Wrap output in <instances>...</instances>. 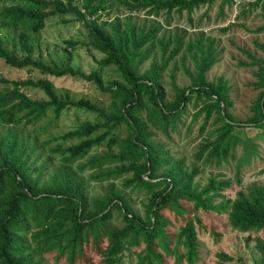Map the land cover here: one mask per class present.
I'll return each instance as SVG.
<instances>
[{
  "label": "trees",
  "instance_id": "obj_1",
  "mask_svg": "<svg viewBox=\"0 0 264 264\" xmlns=\"http://www.w3.org/2000/svg\"><path fill=\"white\" fill-rule=\"evenodd\" d=\"M216 1L0 0V59L12 67H30L42 73L37 79L9 80L11 87L0 91V264H48L46 253H55V263L62 258L66 264L82 258L91 261L84 257L88 244L100 256L98 264H123L124 251L140 245L136 264H166V256L173 257L172 264H196L197 227L216 241L220 228L247 233L241 238L246 245L251 233L264 232V183L241 187L230 198L223 191L232 187L231 179L208 176L200 184L195 179L200 169L186 166L155 139L158 131L169 136L191 104L196 108L194 117L202 115V131L211 118L216 125L198 143L196 159L217 165L228 158L236 160L234 180L239 184L241 166L257 152L254 137L264 135V57L240 48L250 59L243 65L256 67L250 85L258 93L245 118L239 119L229 110L228 80L206 77L220 54L215 40L203 31L184 40L185 29L174 28L170 34L165 30L173 13L185 12L191 21L195 9ZM232 2L219 0V14ZM257 6L264 18V0L248 1L241 11ZM120 8L125 15L101 19ZM138 13L144 17L139 18ZM49 17H58L63 24L82 23L87 39L81 43L100 54L98 69L85 73L70 65L77 40L65 41L69 49L65 66L43 58L42 48L34 46L33 38ZM252 31L263 32L264 23ZM255 44L264 53V44ZM154 47L160 51L158 59L153 58L142 70V64L154 55ZM180 53L190 84L179 86L172 70V94L168 96L162 77ZM187 56L193 69L185 65ZM107 67L114 70L116 78H102ZM63 76L94 83L108 95V105L102 108L84 98L58 95L50 78ZM3 82L7 80L3 78ZM27 88L38 89L47 98H34ZM71 108L92 114L93 119L60 134H48ZM48 113L52 117L43 124ZM245 126L259 131L254 137L241 136ZM24 130L33 131L32 137ZM238 144L243 148L239 158L235 156ZM39 148L47 151L45 157ZM49 161L56 164L49 168ZM91 182H106L101 194L89 192ZM126 190L144 195L143 214L133 208ZM164 209L182 222L173 234L167 229L171 221L162 213ZM113 214L120 224L111 223ZM103 239L106 242L101 246ZM254 248L264 264V243L259 238ZM217 256L220 262L247 264L244 256L235 258L230 252L220 251Z\"/></svg>",
  "mask_w": 264,
  "mask_h": 264
},
{
  "label": "rangeland",
  "instance_id": "obj_2",
  "mask_svg": "<svg viewBox=\"0 0 264 264\" xmlns=\"http://www.w3.org/2000/svg\"><path fill=\"white\" fill-rule=\"evenodd\" d=\"M251 0H234L232 4L224 5L223 15L219 14V0L212 5L200 6L195 9L191 14L189 21L185 12L182 14L173 13L170 25L165 27L168 34L170 31H174V28L185 29L186 40L198 31H203L207 36H210L215 40L217 49L220 50L219 58L216 64H214L206 73L208 80H214L218 76H223L228 80L230 86V98L232 104L229 107L230 112L239 119H244L245 114L248 113V106L255 98L257 91H254L251 87V82L254 81L253 75L256 67L243 65L242 62H249L250 59L246 56L240 48L246 49L250 54L256 57H264V53L256 46L255 42H261L264 44V31L260 33L253 32L257 26L264 23V18L259 6L246 9L245 12L241 11L242 7H245L247 2ZM113 15L123 16L125 11L123 8L112 9L110 14L102 15L101 19L112 20ZM139 18L144 17L143 13L137 14ZM69 17V15L67 16ZM150 18V17H149ZM160 22L162 17L157 18ZM227 30L223 28L228 27ZM164 28V27H163ZM179 30V31H180ZM38 38V39H37ZM34 46L40 44L42 50L40 53L43 58L50 60L51 62H57L61 66H65L69 61L66 58L68 52V45L66 40H77L79 43L72 50V57L70 65L82 69L85 73H89L92 70L98 69L97 60L101 57L95 50H89L82 45V41L87 39L86 30L83 28L81 22H72L63 24L58 17H49L45 20V26L38 37H34ZM32 41V37H31ZM67 48L65 50L64 48ZM159 50L154 47L153 54L143 64L142 70L146 69L153 58L158 59ZM184 53V51L182 52ZM180 53L172 60L165 71L162 80L166 88L168 96L172 94L170 86V73L175 71V80L179 86H187L190 84V79L185 75L184 70L180 64V58L183 55ZM39 52H35L37 56ZM185 65L190 69H193V63L190 57L185 58ZM42 73L34 68H15L7 65L0 59V91H3L6 87H11L9 80L32 78L37 79L41 77ZM114 70L111 67L104 68L102 71V78L104 80H111L116 78ZM3 78L7 80V83L3 82ZM53 85V90L58 95L68 94L73 100L80 98L87 99L91 102L97 103L100 107L105 108L109 103V97L107 94L100 92L94 83L79 78H73L70 76H63L50 78ZM26 91L34 98L46 99V95L33 88H27ZM196 108L191 104L188 105L187 111L183 114L181 121L177 124L176 129L169 132V136L157 132L155 139L163 142L172 153L184 160L186 166L191 167L193 164L200 169L199 174L195 177L196 180L203 184L206 182L208 176H216L220 178H226L232 180V187L225 189L223 192L230 198H233L235 191L242 188H246L253 182L264 183V135L262 137H254L259 131L258 128L253 126H245L243 128V134L241 136L254 137V142L257 144V152L252 155L249 162L241 166L239 170L240 183L238 184L234 180L235 174V161L232 158H228L226 162H222L217 165L215 163L204 162L203 158L196 159V150L198 143H201L203 139L209 136L214 128L212 119L204 131L201 130L202 115L194 117ZM52 117V113H48V116L42 121L46 123L47 118ZM85 119H93L92 114L81 112V110H74L71 108L69 111L63 113L55 124L49 129L48 134L56 135L60 134L70 128L76 126L79 122ZM5 128L3 127V130ZM20 129V128H19ZM154 130V129H153ZM24 133L29 132L30 137L33 135V131L24 130ZM45 136V135H44ZM243 148L241 144H238L235 149V156L239 158ZM47 151L44 148H39V154L45 157ZM56 164L49 161V168ZM119 183V179L115 181ZM106 182L97 184L96 182L89 183V192L93 195L101 194L102 187ZM125 194L128 196L133 208L140 214H143V201L144 195L141 192L126 190ZM218 200V199H217ZM164 215L169 217L171 224L167 226L170 233L173 234L177 230L178 226L182 223L178 220L177 216H173V213L164 209L162 211ZM201 220L203 214L198 213ZM111 223L120 224V220L113 214ZM224 222V217H223ZM198 240H199V260L196 264H233V261H223L217 256L220 251L230 252L235 258L238 256H244V260L247 264H262L260 262V255L254 248L256 238H259L264 243V232L251 233V239L248 245L244 244L242 237L247 236V233H241L231 230L230 228H220L221 235L216 241L208 231H201L199 227ZM106 240L100 241L101 246L105 245ZM140 246H131L123 253V264H136L137 255L136 252L142 248ZM55 253H46L44 255V261L48 264H66L65 259L62 258L55 263ZM91 257V261H85L84 258L77 260L75 264H98L100 256L97 251L88 244L85 247V256ZM166 264L173 263L172 256H166ZM181 264H187L182 262Z\"/></svg>",
  "mask_w": 264,
  "mask_h": 264
}]
</instances>
